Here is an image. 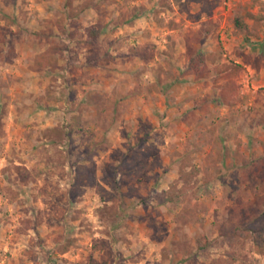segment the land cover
I'll return each mask as SVG.
<instances>
[{
    "label": "rangeland",
    "instance_id": "rangeland-1",
    "mask_svg": "<svg viewBox=\"0 0 264 264\" xmlns=\"http://www.w3.org/2000/svg\"><path fill=\"white\" fill-rule=\"evenodd\" d=\"M263 195L264 0H0V264H264Z\"/></svg>",
    "mask_w": 264,
    "mask_h": 264
},
{
    "label": "trees",
    "instance_id": "trees-1",
    "mask_svg": "<svg viewBox=\"0 0 264 264\" xmlns=\"http://www.w3.org/2000/svg\"><path fill=\"white\" fill-rule=\"evenodd\" d=\"M233 27L236 31L240 33H246L247 35L251 37H257L256 33V24H252L250 27L251 30L247 27L246 24L240 19L239 16H235L233 18ZM208 30H204V33H207ZM100 34V29L98 25L93 24L87 28L86 36L89 40H97L98 36ZM135 54L140 57L141 59L145 60L148 59V54L142 51H136ZM38 59H41V56L38 57ZM204 67V58L200 52H191L189 60L187 62L186 69L189 71V73L194 74L195 76H198L199 78H202V72ZM233 68V67H228ZM218 103L222 106H232L234 104V100L225 92V90L220 91L218 95ZM14 173L18 180L22 183H26L28 181V171L23 166H14L13 168ZM86 185L85 180L82 182ZM259 204L261 207V210L259 211H249L245 214H242L241 217H243V230L247 234V232H252V234H249L250 241L252 244V247L254 251L264 256V224H260V222H264V195L260 198ZM252 223H257L255 228H251ZM197 249H203L205 247L204 240H197Z\"/></svg>",
    "mask_w": 264,
    "mask_h": 264
}]
</instances>
